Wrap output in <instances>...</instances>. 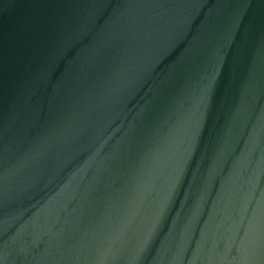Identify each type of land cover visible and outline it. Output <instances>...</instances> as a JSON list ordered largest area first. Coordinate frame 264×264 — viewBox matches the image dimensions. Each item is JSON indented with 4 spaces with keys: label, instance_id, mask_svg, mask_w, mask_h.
Segmentation results:
<instances>
[{
    "label": "water",
    "instance_id": "95a60500",
    "mask_svg": "<svg viewBox=\"0 0 264 264\" xmlns=\"http://www.w3.org/2000/svg\"><path fill=\"white\" fill-rule=\"evenodd\" d=\"M0 264H264V0H0Z\"/></svg>",
    "mask_w": 264,
    "mask_h": 264
}]
</instances>
